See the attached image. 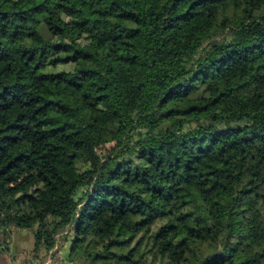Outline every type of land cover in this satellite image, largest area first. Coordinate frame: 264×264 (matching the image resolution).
I'll return each instance as SVG.
<instances>
[{"label": "trees", "instance_id": "obj_1", "mask_svg": "<svg viewBox=\"0 0 264 264\" xmlns=\"http://www.w3.org/2000/svg\"><path fill=\"white\" fill-rule=\"evenodd\" d=\"M43 264H264V0H0V236Z\"/></svg>", "mask_w": 264, "mask_h": 264}, {"label": "crops", "instance_id": "obj_2", "mask_svg": "<svg viewBox=\"0 0 264 264\" xmlns=\"http://www.w3.org/2000/svg\"><path fill=\"white\" fill-rule=\"evenodd\" d=\"M28 232L27 235H25V244L26 246L24 247V252L20 253L19 258L23 259L22 264H37L39 262V258H35L33 253H32V247H33V234L31 231L27 230ZM19 232H22V230L19 229H11V242L12 238L17 235ZM13 234V235H12ZM20 245H24V242L22 239H17ZM1 236H0V248H1ZM7 247H5L1 253H0V264H17L20 263L21 259H18L16 256L11 257L9 253H7ZM67 255V249L64 248L60 252V259L57 262H50L49 264H69L65 261ZM49 256H47L48 258ZM44 264V263H43ZM46 264V262H45Z\"/></svg>", "mask_w": 264, "mask_h": 264}, {"label": "rangeland", "instance_id": "obj_3", "mask_svg": "<svg viewBox=\"0 0 264 264\" xmlns=\"http://www.w3.org/2000/svg\"><path fill=\"white\" fill-rule=\"evenodd\" d=\"M26 232H28V231L27 230H22V232H19L17 235H15L12 238V242H11V235H10V243L8 245H6V246L1 244L0 253L5 247H7V250H6L7 253H9V255L11 257L16 256L18 259H21L20 263H17V264H22L23 263V259L19 258V255H20V253H23L24 250H25L24 247L26 246V244H25V235H27ZM10 234H11V230H10ZM19 238L23 240L24 245H20V243L17 240ZM45 262H46V264H49L50 262L53 263L54 260H51L50 257H48V258L46 257V259H44L43 263L45 264Z\"/></svg>", "mask_w": 264, "mask_h": 264}]
</instances>
